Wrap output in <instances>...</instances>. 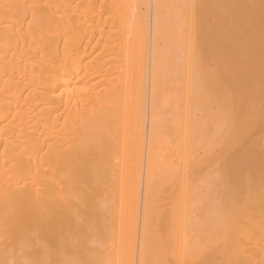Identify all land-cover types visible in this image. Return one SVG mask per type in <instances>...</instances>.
I'll return each mask as SVG.
<instances>
[{
	"label": "bare ground",
	"instance_id": "bare-ground-1",
	"mask_svg": "<svg viewBox=\"0 0 264 264\" xmlns=\"http://www.w3.org/2000/svg\"><path fill=\"white\" fill-rule=\"evenodd\" d=\"M0 264H264V0H0Z\"/></svg>",
	"mask_w": 264,
	"mask_h": 264
}]
</instances>
